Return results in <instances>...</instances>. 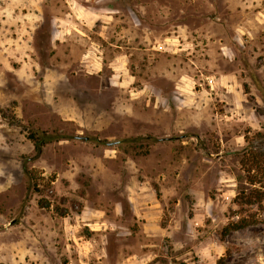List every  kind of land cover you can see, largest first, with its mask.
<instances>
[{"label":"rangeland","instance_id":"1","mask_svg":"<svg viewBox=\"0 0 264 264\" xmlns=\"http://www.w3.org/2000/svg\"><path fill=\"white\" fill-rule=\"evenodd\" d=\"M75 1L113 18L81 23L72 50L55 2L0 0V264H264L241 163L264 146V15Z\"/></svg>","mask_w":264,"mask_h":264},{"label":"crops","instance_id":"2","mask_svg":"<svg viewBox=\"0 0 264 264\" xmlns=\"http://www.w3.org/2000/svg\"><path fill=\"white\" fill-rule=\"evenodd\" d=\"M36 1L38 0H30V4L35 5V3H37ZM46 2L47 0H41V2ZM51 3H54L56 5L55 9V13H53L52 15V29H53V42H54V46L56 45H62L65 42L67 44H70L71 46L73 45L72 50L74 49V41L72 40V38H74L72 35L74 36H82V35H87L88 37H90L86 32H85V27L82 26V24H86V25H92V23H94L95 21H97L99 19L100 16H106L107 18H113L112 15L110 14H106L103 15L102 12H99L97 10H91L88 7L85 6H80L81 4L78 3L79 6L76 5V1L75 0H49ZM19 2H26L25 1H21L19 0ZM67 3L68 6L65 4ZM58 4H60L61 6L58 7ZM263 4H261L260 0H252V12L257 14V17L262 14L264 15V6H262ZM37 6V5H35ZM66 10H62V8H64ZM55 8V7H54ZM32 10V9H31ZM36 14V12L34 10H32V12H30V17L29 18H34L33 15ZM35 20V18H34ZM104 20V19H103ZM108 20H105V22H107ZM67 23V24H65ZM82 23V24H81ZM78 32V33H77ZM30 33V32H29ZM34 33V32H33ZM32 33V36H33ZM31 34V33H30ZM81 43H85V37H81ZM23 42V41H22ZM95 43V42H94ZM19 44V43H18ZM24 45L25 42H23ZM87 51H89L88 53H86ZM27 53V50L25 51V54ZM81 54L83 55L80 56L79 58H81L82 61L85 62V66L90 67V64H88L87 59L88 57H90V61L91 63L93 62L94 66L99 67V61L95 60L96 57H98V54H96V51L94 52L93 50H91V48H89V50H85L84 52L81 51ZM96 56V57H95ZM95 58V59H94ZM26 62V60H25Z\"/></svg>","mask_w":264,"mask_h":264},{"label":"trees","instance_id":"3","mask_svg":"<svg viewBox=\"0 0 264 264\" xmlns=\"http://www.w3.org/2000/svg\"><path fill=\"white\" fill-rule=\"evenodd\" d=\"M253 138L264 140V127L262 130L257 131ZM45 140H50V137H46ZM38 145H41V143H38ZM241 163L245 168L247 181L252 185L260 183L259 187L252 189V192L246 195L247 201L253 203L255 199L264 200V146L259 147L250 142L243 150ZM239 227L238 223L229 224L224 228L223 233L228 234L230 230Z\"/></svg>","mask_w":264,"mask_h":264}]
</instances>
